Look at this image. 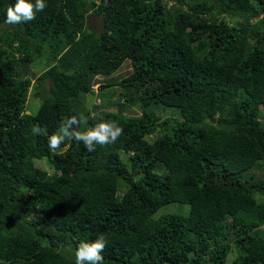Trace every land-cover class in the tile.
Returning a JSON list of instances; mask_svg holds the SVG:
<instances>
[{"label":"trees","instance_id":"obj_1","mask_svg":"<svg viewBox=\"0 0 264 264\" xmlns=\"http://www.w3.org/2000/svg\"><path fill=\"white\" fill-rule=\"evenodd\" d=\"M14 2L0 0V264H74L101 233L103 264H264V179L248 174L264 173V19L251 21L264 0H46L8 25ZM123 59L129 70L106 84L116 110L85 101ZM135 92L141 111L125 115ZM157 106L180 120H158ZM81 112L86 127L116 120L123 135L51 151L48 135ZM170 202L188 212L152 218Z\"/></svg>","mask_w":264,"mask_h":264},{"label":"clouds","instance_id":"obj_2","mask_svg":"<svg viewBox=\"0 0 264 264\" xmlns=\"http://www.w3.org/2000/svg\"><path fill=\"white\" fill-rule=\"evenodd\" d=\"M46 7V0H34V3L32 0H15L14 4L7 7L5 23L18 25L32 21L37 12H42ZM86 125L87 118L82 112L65 118L59 128L48 135L49 149L57 151L65 141L75 140L82 142L88 151H93L96 145L114 144L123 135V128L116 120L101 119L93 127ZM31 132L34 135H43L45 129L34 126ZM105 247L106 236L103 233L94 240L81 241L75 250L74 264H103L102 253Z\"/></svg>","mask_w":264,"mask_h":264},{"label":"rangeland","instance_id":"obj_3","mask_svg":"<svg viewBox=\"0 0 264 264\" xmlns=\"http://www.w3.org/2000/svg\"><path fill=\"white\" fill-rule=\"evenodd\" d=\"M224 18L231 23H235L239 20L237 17L230 16L228 14ZM263 19H264V12L261 15H259V17H257L256 19H252L251 21L254 22L256 20H263ZM86 25L88 29L90 28L93 30H98L99 25H100L99 17L97 15H91V14L87 15ZM115 66H114L115 72L110 73V75L106 76V75H101L102 73H99L93 77V80H91L93 93H91V97L85 98L84 99L85 101L87 100L88 103L90 104H96L100 109L109 110V111L116 110L115 105L113 103H110L111 98L109 97H113L112 100L116 99V96L119 92L118 86L116 85L106 86L104 88V91L102 92L99 91L100 89L97 88L99 84H108L107 81L112 82L113 79L115 80V78H118L121 74L125 73L130 68V64L127 62L126 59L121 60L118 63V67L116 66L117 67L116 69H115ZM40 68L41 66L39 63L31 64L29 67H27V69H30L32 74H34L33 76H36L39 73ZM47 86L48 84L45 83L43 91L45 92L47 91ZM37 89H38L37 86L33 87V89L32 88L30 89V87L28 88L27 90L28 93H27L26 100H25V110H24L25 113L32 114L36 110L39 104V99L37 97H32V93L35 92ZM133 95L135 96L137 101L135 103H127L124 106L122 112L125 115H138L141 111V101L139 100V95H142V93L135 92ZM85 104L89 105L86 102ZM152 109L154 110L158 120L168 119V118L170 119L178 118L180 120V118L177 115V111L175 109L165 108L162 106L152 107ZM260 110L264 112V107L260 106ZM119 155L121 158H124V154L122 152H120ZM34 165L36 167H41L46 172H50V169L48 168L49 166L47 165L46 161L42 158L38 160H34ZM262 165L264 166V162L262 163ZM260 167H261V164H260ZM262 171H263V168L258 169L256 167H252L248 171V174H251L253 179L255 178L264 179V173ZM243 176L245 177V175ZM187 212H188L187 204L170 202V203L163 204L158 209H156V211L152 214V218L155 219V218H158L160 216H163L165 214H170V213L184 215ZM234 255H235V251L232 249V251L227 255L226 259L229 261Z\"/></svg>","mask_w":264,"mask_h":264},{"label":"water","instance_id":"obj_4","mask_svg":"<svg viewBox=\"0 0 264 264\" xmlns=\"http://www.w3.org/2000/svg\"><path fill=\"white\" fill-rule=\"evenodd\" d=\"M106 86H107L106 84H99V85L97 86V88H98V89H101V88L106 87ZM212 121L214 122V119H212Z\"/></svg>","mask_w":264,"mask_h":264}]
</instances>
